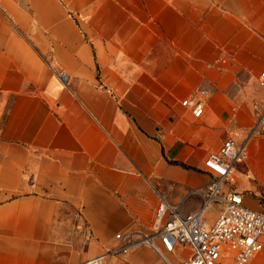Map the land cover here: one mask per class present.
<instances>
[{
    "label": "crops",
    "instance_id": "0c3cea01",
    "mask_svg": "<svg viewBox=\"0 0 264 264\" xmlns=\"http://www.w3.org/2000/svg\"><path fill=\"white\" fill-rule=\"evenodd\" d=\"M263 69L264 0H0V264H164L108 252L158 194L200 208L207 156L260 130Z\"/></svg>",
    "mask_w": 264,
    "mask_h": 264
},
{
    "label": "built area",
    "instance_id": "2783aa9c",
    "mask_svg": "<svg viewBox=\"0 0 264 264\" xmlns=\"http://www.w3.org/2000/svg\"><path fill=\"white\" fill-rule=\"evenodd\" d=\"M59 78L66 82L67 75ZM260 87L264 88V69L259 75ZM201 91L200 96L204 97ZM182 106L191 110L194 118L202 116L204 103L198 97L187 98ZM264 132V115L254 131ZM248 153L233 137L228 136L219 150L211 153L204 161L205 172L211 177L203 187L190 195L202 197L197 211L184 214L181 204H169L160 194L154 213L151 232L138 231L116 234V245L110 254L127 255L140 246L150 248L164 264H172L167 256L178 251L179 264H250L253 256L264 250V208L253 210L245 205L244 194L235 189L232 175L234 166L246 162ZM220 206L212 223L204 218L207 208ZM187 250V251H186ZM105 255L90 259L82 264H100Z\"/></svg>",
    "mask_w": 264,
    "mask_h": 264
},
{
    "label": "rangeland",
    "instance_id": "374dc122",
    "mask_svg": "<svg viewBox=\"0 0 264 264\" xmlns=\"http://www.w3.org/2000/svg\"><path fill=\"white\" fill-rule=\"evenodd\" d=\"M256 88L258 89L259 93H264V88L260 87L258 83L256 84ZM259 103L261 104L260 98ZM258 107L259 111H262L264 109V104L258 105ZM252 135L253 136H250L246 141V150L248 152L249 145L252 140L258 138L261 141H264L263 131L259 130L258 133L254 132ZM248 158L246 162L249 167H246L244 163L238 164L236 167H234L232 175L235 179V189H238V192L244 194L245 205L253 210H259L264 208V164L262 162L260 163L257 159L248 160ZM219 208L220 206L216 205V203L211 204L207 208L204 218L207 221H212Z\"/></svg>",
    "mask_w": 264,
    "mask_h": 264
}]
</instances>
